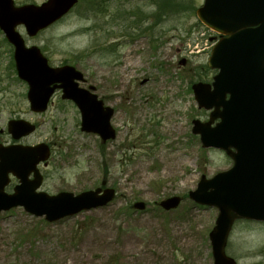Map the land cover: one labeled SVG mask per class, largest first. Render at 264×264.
I'll return each instance as SVG.
<instances>
[{
	"label": "rangeland",
	"instance_id": "rangeland-1",
	"mask_svg": "<svg viewBox=\"0 0 264 264\" xmlns=\"http://www.w3.org/2000/svg\"><path fill=\"white\" fill-rule=\"evenodd\" d=\"M165 1L173 12L162 18ZM202 2L79 0L34 38L18 27L27 46H38L52 66H74L114 109L116 136L105 144L80 131L77 108L59 93L45 112L29 110L27 86L16 77L13 49L0 31V143L11 142L8 120H27L36 130L20 143L50 147L47 161L37 166L38 190L76 195L103 184L116 192L106 206L53 223L21 207L0 213V264H213L208 234L217 209L194 203L188 193L202 175L211 178L232 163L191 133L192 120L205 121L209 113L197 108L191 84L213 75L207 59L215 34L195 15ZM168 3L183 6L174 13ZM119 10L131 21L134 13L147 19L134 26L117 18L113 26ZM17 184L9 175L5 192ZM172 196L181 198L179 205L163 210L159 202ZM139 201L143 210L132 207ZM226 248L237 264H264V223L236 222Z\"/></svg>",
	"mask_w": 264,
	"mask_h": 264
},
{
	"label": "water",
	"instance_id": "water-1",
	"mask_svg": "<svg viewBox=\"0 0 264 264\" xmlns=\"http://www.w3.org/2000/svg\"><path fill=\"white\" fill-rule=\"evenodd\" d=\"M77 0H47L40 6L14 7L12 0H0V29L14 48L17 75L28 84L27 100L32 112L46 110L56 88L62 98L72 100L81 112V130L97 133L103 142L115 137L109 124L113 114L103 107L94 94L77 88L82 75L74 67L52 68L36 46L26 47L15 31L22 24L28 36L61 18ZM199 20L210 29L226 35L211 51L208 64L219 69L212 86H193L199 108L212 109L209 121L194 120L192 133L199 134L203 147L235 149L230 156L233 166L211 179L201 177L189 197L199 204L215 206L218 216L209 233L213 264H235L224 254L231 226L236 219L264 221V0H204L196 12ZM225 93L230 94L224 100ZM219 119L213 127L211 123ZM35 126L17 119L7 123L12 139L29 135ZM49 157L44 143L34 146L0 144V212L21 206L36 216L54 222L83 210L106 205L114 197L113 189H100L73 195L60 192L49 196L37 192L41 176L36 165ZM19 181L13 193L4 192L8 174ZM32 173L33 179L28 176ZM178 197L160 202L169 210L179 204ZM143 209V203L134 205Z\"/></svg>",
	"mask_w": 264,
	"mask_h": 264
},
{
	"label": "trees",
	"instance_id": "trees-1",
	"mask_svg": "<svg viewBox=\"0 0 264 264\" xmlns=\"http://www.w3.org/2000/svg\"><path fill=\"white\" fill-rule=\"evenodd\" d=\"M165 3H167L166 1L164 2V4H163V6H159V8H162L163 10L161 11L162 13V18H166V17H169L170 16V14L173 12V10L172 11H170V13H168L167 11H168V9H166L165 8ZM170 6H172L175 10H174V13L176 12V9L177 8H179V7H182L183 5L182 4H178V3H174L173 5H171L170 3H168ZM111 46V45H110Z\"/></svg>",
	"mask_w": 264,
	"mask_h": 264
},
{
	"label": "flooded vegetation",
	"instance_id": "flooded-vegetation-1",
	"mask_svg": "<svg viewBox=\"0 0 264 264\" xmlns=\"http://www.w3.org/2000/svg\"><path fill=\"white\" fill-rule=\"evenodd\" d=\"M114 23H116V22H114ZM113 26H114V24H113ZM121 32H122V31H121ZM80 85H81L82 87H87V86H86V82L81 83Z\"/></svg>",
	"mask_w": 264,
	"mask_h": 264
}]
</instances>
